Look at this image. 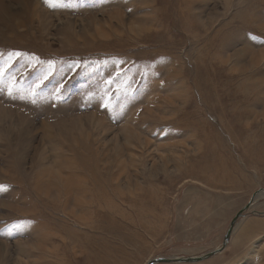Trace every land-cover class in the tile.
I'll list each match as a JSON object with an SVG mask.
<instances>
[{
  "label": "rangeland",
  "instance_id": "1",
  "mask_svg": "<svg viewBox=\"0 0 264 264\" xmlns=\"http://www.w3.org/2000/svg\"><path fill=\"white\" fill-rule=\"evenodd\" d=\"M261 188L264 0H0V264L202 255ZM157 264H264V194Z\"/></svg>",
  "mask_w": 264,
  "mask_h": 264
},
{
  "label": "water",
  "instance_id": "2",
  "mask_svg": "<svg viewBox=\"0 0 264 264\" xmlns=\"http://www.w3.org/2000/svg\"><path fill=\"white\" fill-rule=\"evenodd\" d=\"M259 192H263L264 193V188L259 189L258 191L254 192L253 195L251 196L250 200L248 201V203H246L231 219V222L229 224V227L224 235V238L222 240V244L220 247L212 249L210 251H207L206 253L202 254V255H195V256H169V257H163V256H159V257H155L151 260H149L146 264H157V263H193V262H199L202 260H205L211 256H213L214 254L222 251L225 246L227 245V242L230 239L231 233L236 225L237 220L239 219V217L242 216L243 212L245 210H247L252 203L258 199V193Z\"/></svg>",
  "mask_w": 264,
  "mask_h": 264
},
{
  "label": "bare ground",
  "instance_id": "3",
  "mask_svg": "<svg viewBox=\"0 0 264 264\" xmlns=\"http://www.w3.org/2000/svg\"><path fill=\"white\" fill-rule=\"evenodd\" d=\"M196 175H197V174H196ZM64 186H65V185H64ZM263 194H264L263 192H259V193H258L259 196H260V195H263Z\"/></svg>",
  "mask_w": 264,
  "mask_h": 264
}]
</instances>
